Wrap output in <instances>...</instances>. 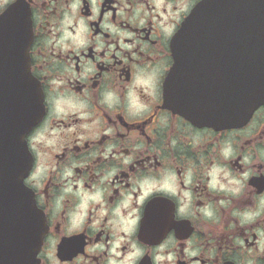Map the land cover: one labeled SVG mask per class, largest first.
<instances>
[{
  "label": "flooded vegetation",
  "instance_id": "af4514ba",
  "mask_svg": "<svg viewBox=\"0 0 264 264\" xmlns=\"http://www.w3.org/2000/svg\"><path fill=\"white\" fill-rule=\"evenodd\" d=\"M12 2L8 8V0H0V264H105L107 257L97 245L109 244L129 213L138 220L118 251L126 254L127 243L137 245L145 253L140 264H152L161 245L176 253L175 264H242V253L254 247V237L252 230L235 226L231 213L254 208L264 197V105L243 124L213 125L194 113L199 106H191L188 97L172 95L177 90L169 89L168 78L177 64L175 41L199 3L190 11L193 0H80L77 19L87 22L91 43L77 53L57 46L53 35L72 0ZM139 19L146 23L137 26ZM162 22L170 34L162 31ZM109 23L131 37L107 31ZM145 67L158 69L157 92L145 97L147 112L131 116L98 103L100 93L113 86L124 93ZM73 73L86 78L75 80ZM182 89L188 92L189 86ZM42 91L46 97L62 92L89 102L88 119L73 116L69 122L49 123L62 130L55 146L59 150L43 145L26 149L23 141L26 132L32 135L48 121ZM44 111L45 118L36 124ZM228 142L234 158L225 161L220 149ZM213 164L234 176L250 173L241 197L207 188L206 173ZM40 167L47 171L39 186L26 189L21 177ZM66 170L72 175L65 177ZM81 184L84 192L104 191L103 208L91 205L89 212L90 222L100 221L98 232L87 226L68 229L65 213L80 202L75 193ZM165 184L177 188L178 195L191 193L184 215L176 211L178 196L160 190ZM68 187L72 192L65 191ZM61 197L62 211L54 214ZM220 200L226 201L224 207ZM207 204L215 209V222L197 213ZM101 211L107 215L101 217ZM188 251L197 255L189 258Z\"/></svg>",
  "mask_w": 264,
  "mask_h": 264
},
{
  "label": "clouds",
  "instance_id": "9594fccd",
  "mask_svg": "<svg viewBox=\"0 0 264 264\" xmlns=\"http://www.w3.org/2000/svg\"><path fill=\"white\" fill-rule=\"evenodd\" d=\"M12 0H8V8L14 4ZM199 3V0H193V7ZM157 9L161 8V5H155ZM80 7V0H72V2L67 4V9L63 11L61 18L58 21V26L54 29L55 44L57 46L63 47L65 50H71L79 52L81 49H86L91 41L88 39L90 30L87 27V22L80 18L77 19V12ZM7 8V9H8ZM93 11H97L95 6ZM137 10V15H139ZM144 15L147 16L148 13L145 11ZM168 17H165L166 21ZM146 23L145 19H139V24L137 26H143ZM74 28L75 32L70 31L69 28ZM105 29L111 33H116L117 35L123 37H131V33L120 32L112 24H105ZM162 31L167 35L170 34V29L165 27V24L161 23ZM59 33L58 38L55 36ZM48 43H53L49 40ZM125 49H130L131 45L122 44ZM103 45H99L97 50H102ZM110 62V61H109ZM92 70L89 69V72ZM158 69L155 67H145L140 69L139 73L132 79L130 84L124 93H118L115 87L109 88L108 90L102 91L100 93V98L98 103L102 105L105 110L108 109H124L131 116H139L143 112H147L150 108V104L145 97L151 99L155 96L158 88L157 79ZM140 73H143L141 75ZM75 80L82 81L86 77L77 76L75 73L72 74ZM43 109L45 104L48 105L47 117L48 121L45 123L43 128H37L32 135H28L26 132L23 136V141L26 146L36 149L37 145H43L45 147H53L54 150H59L55 148L61 129H51L49 128V123L52 119L56 121L69 122L70 117H77L80 120L88 119L90 113L85 111L89 107V102L83 97H73L71 94H65L62 92H57L56 95L45 96L43 93ZM46 116L45 111L42 117L36 122L44 119ZM74 130V129H71ZM234 147L231 142L227 143V146L220 149V155L225 161L234 158ZM246 163H251L249 157H244ZM79 165H73L77 167ZM47 169L40 167L37 168L35 172L25 175L22 179L23 186L29 189V186L38 187L40 178L46 173ZM72 170H66L64 176H71ZM115 175V172L109 174V179L111 176ZM206 175L209 179L206 181V186L210 191L217 193H224L226 196L232 198H239L244 194L246 181L249 179L250 173L244 171L239 176H234L231 171L220 165L213 164V166L207 171ZM264 176V173H260V177ZM27 177V178H26ZM184 184L191 183V173L189 172L183 181ZM163 191L170 192L172 195L178 196L180 200V206L176 210L180 215H184L186 209L191 204V193L189 191H184L182 194L178 195L177 188L169 187L167 184L162 185L161 189ZM66 192H72V188L68 187L65 189ZM80 197V202L75 205V211L66 212V221L69 231L83 230L86 226L89 227L93 232L100 231V221L90 222L89 212L91 205H101L104 206V191L101 188H97L94 192H84L82 190V184L80 185V190L75 193ZM63 197L55 201L54 207L52 208L53 213H58L62 211V201ZM35 202V201H34ZM221 207L226 204L225 200L219 201ZM35 206L38 209L39 205L35 202ZM127 207V203L124 205ZM199 215H202L206 220L215 222L216 212L211 204H207L202 208L197 210ZM115 214H119V208L115 210ZM107 215L106 211H101L100 216L103 217ZM231 215L234 218L235 226L241 229L247 228L252 230V235L254 237L252 243L254 247L252 249H245L242 253V264H264V226L261 225V220H264V197L259 199V203L254 208H249L244 211H233ZM133 213H129L128 219H124L121 226L117 231L113 232V239L109 244H98L97 249L100 253H103L107 260L105 264H140L141 258L145 257L144 251L137 245L132 243H127V253L122 254L118 249L121 248L122 244H125L124 236H130L134 230L137 223L138 217L131 218ZM124 235H120V234ZM96 251V249H94ZM187 257L191 258L197 253L195 251H188L186 253ZM36 259V257H35ZM177 257L174 251L169 250L167 245H161L154 250V255L151 257L152 264H175Z\"/></svg>",
  "mask_w": 264,
  "mask_h": 264
},
{
  "label": "water",
  "instance_id": "95a60500",
  "mask_svg": "<svg viewBox=\"0 0 264 264\" xmlns=\"http://www.w3.org/2000/svg\"><path fill=\"white\" fill-rule=\"evenodd\" d=\"M175 52L168 87L199 106L194 113L203 120L236 126L264 105V0L202 1L177 35Z\"/></svg>",
  "mask_w": 264,
  "mask_h": 264
}]
</instances>
